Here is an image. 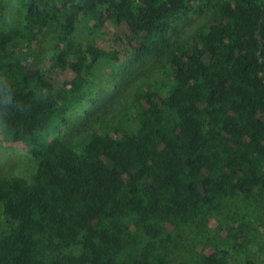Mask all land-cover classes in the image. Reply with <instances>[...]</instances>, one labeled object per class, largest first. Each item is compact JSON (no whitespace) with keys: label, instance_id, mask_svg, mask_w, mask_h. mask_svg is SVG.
Masks as SVG:
<instances>
[{"label":"trees","instance_id":"16d2710c","mask_svg":"<svg viewBox=\"0 0 264 264\" xmlns=\"http://www.w3.org/2000/svg\"><path fill=\"white\" fill-rule=\"evenodd\" d=\"M205 1L25 0L20 24L0 29V129L37 159L29 179L0 177V264H169L164 224L264 197V0H219L201 27L170 43L172 20ZM81 21L123 26L129 63L163 54L170 83L135 92L128 129L95 131L74 149L47 130L103 55L73 38ZM48 32V70L72 72L59 85L32 61ZM200 259L233 264L219 247Z\"/></svg>","mask_w":264,"mask_h":264},{"label":"rangeland","instance_id":"374dc122","mask_svg":"<svg viewBox=\"0 0 264 264\" xmlns=\"http://www.w3.org/2000/svg\"><path fill=\"white\" fill-rule=\"evenodd\" d=\"M218 1L195 3L173 19L167 33L169 42L187 39L205 23ZM24 11L25 0H0V29L19 25ZM126 32L123 26L110 21L99 28L84 21L76 25L73 38L93 40L103 55L92 67L80 99L68 106L62 122L47 130L48 138L55 136L76 149L95 131L118 134L134 123L137 90L146 85L160 92L167 90L170 77L163 54H147L129 63ZM55 38L56 33L48 32L33 44L35 65L48 70L46 60L53 53ZM48 73L56 85L72 76L67 69L50 68ZM36 163L37 159L24 143L10 141L0 129V177L16 175L29 179ZM1 223L0 211V226ZM164 225L170 239L169 264H201V256L210 247L227 250L233 264H243L246 258L254 260L255 264H264V197L257 193L235 200L224 212L200 216L179 227ZM133 230L131 228V233ZM235 236L241 237L240 250L232 247Z\"/></svg>","mask_w":264,"mask_h":264}]
</instances>
